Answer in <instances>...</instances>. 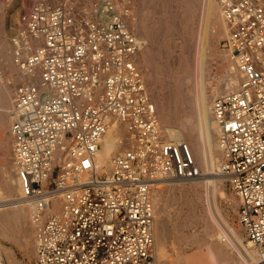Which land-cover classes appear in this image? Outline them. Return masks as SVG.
Listing matches in <instances>:
<instances>
[{
	"label": "built area",
	"instance_id": "obj_1",
	"mask_svg": "<svg viewBox=\"0 0 264 264\" xmlns=\"http://www.w3.org/2000/svg\"><path fill=\"white\" fill-rule=\"evenodd\" d=\"M219 1L239 77L211 102L220 171L264 255V0ZM137 20L134 0H36L12 26L8 134L36 264H158L155 182L202 176L161 124ZM115 122L125 147L101 172Z\"/></svg>",
	"mask_w": 264,
	"mask_h": 264
},
{
	"label": "rangeland",
	"instance_id": "obj_2",
	"mask_svg": "<svg viewBox=\"0 0 264 264\" xmlns=\"http://www.w3.org/2000/svg\"><path fill=\"white\" fill-rule=\"evenodd\" d=\"M35 1L0 0V41L4 38L10 46L9 57H0V77L4 82L12 85L13 98L18 80H13L17 68L12 58V26L17 22L21 12L29 9ZM134 1L138 20L144 21L145 16L151 18L150 35L137 32L143 40L140 62L147 73L149 87L158 110L161 102L170 109L183 112L193 110L194 103L191 97L198 93L200 86L212 102L215 92L218 91L216 88L229 78L231 73L229 66L233 62L231 56L226 59L225 54L229 52L223 50L222 46L227 34L219 35L217 24L212 25V42L205 50L207 61L201 79L202 84L200 83L197 77L202 47L199 31L205 20L202 0ZM183 1L195 6L192 25H188L189 19L185 18L186 15L181 11ZM166 40H169L168 47L163 45ZM184 61L189 62L192 69L182 78V87L176 89L175 75L182 71ZM184 96H188L186 100L183 99ZM159 116L161 124L170 135L172 130H181L182 126L177 121L167 123L161 115ZM7 122L6 125H0V204H2L0 252L4 264H36L29 213L26 205L19 204L15 200H20L21 192L13 166V151L8 134L9 115ZM215 129L214 127L216 134L214 133V138L210 142V148L217 152L220 147ZM171 137L180 139L178 136L171 135ZM221 160L222 155L217 157L212 165L196 161L202 170V176L198 179H162L155 182L158 209L156 224L158 264H182L187 256L199 251V248L202 249L205 243H214V240H218L226 248L230 254L231 264H264L261 263L262 255L249 244L247 234L239 221V200L221 174ZM106 169V166L102 167L103 171ZM17 210H24L18 221H16ZM229 226L233 228L230 231ZM220 230L227 232V238L216 239ZM159 247H163V250L161 249L163 255Z\"/></svg>",
	"mask_w": 264,
	"mask_h": 264
},
{
	"label": "bare ground",
	"instance_id": "obj_3",
	"mask_svg": "<svg viewBox=\"0 0 264 264\" xmlns=\"http://www.w3.org/2000/svg\"><path fill=\"white\" fill-rule=\"evenodd\" d=\"M163 1L167 2V0H163ZM202 2H203V10L202 11H203L205 20H204L203 25L200 27V31H199V35H200V39H201L200 43H201L202 47L200 50L201 57H200L198 71H197V77L200 80L201 84H202L201 79L203 78V75L205 72V65H206V61H207V56H206L207 53H205L207 51H205V50L211 45L210 43L212 42V37H213V35L211 33L212 25L217 24V27H218L217 32L219 33V35L227 34V26H226V22H225V19L223 16L220 1L219 0H202ZM194 7H195L194 4L187 3L185 1H183V3L181 4V11L183 14L186 15L185 18H188L189 22H190L188 25H192L191 22L193 20L192 15L194 12ZM144 16H145V14H144ZM144 18H145L144 21H143V19L141 20L140 17H139L140 20H137V23H136L137 31L140 34L150 35L149 34L150 33L149 26H150L151 18L149 16H145ZM163 45H164V47H168L169 46V40L164 41ZM9 50H10V46L8 44V41L3 38L0 41V57L1 56L7 57L9 55ZM223 53H225V51ZM225 55H226V59H227L230 56V53H226ZM225 55H223V56L225 57ZM5 57H3V58L5 59ZM3 61H5V60H3ZM229 67H230L229 69L231 71V73L229 74L230 76L220 86L218 85L219 87L216 88L218 91L215 92V96L221 92H225L228 89L237 87L239 84V77L235 74L234 64L230 63ZM191 69H192V65L189 62L184 61L182 71L175 75V79H176V87L175 88L176 89H178L181 86L182 78ZM3 80L0 77V125H6L8 123L7 122V116L9 115V109L13 103L12 102L13 101L12 85L7 84ZM185 95H187V94H185ZM186 97H188V96H184L183 99L186 100ZM195 100H196V102H195ZM191 101L194 103V109L192 108L193 110H190V111L184 110V112H183L180 110L170 109V108H167L163 102H161V105H160L158 112L160 113L159 115H161V117L164 118V120L167 123H170L172 121H177L178 123L181 124V126H182L181 130H172L171 135L172 136H178L180 139H176V140H180V141L184 140L191 145V148L193 150V153H194V156H195V159L197 162L204 163L207 165H209V164L212 165V162L217 157L222 155V152L220 150L219 151L217 150V152H214L210 148V142H212V140L214 138V133L216 132V131H214V127L216 128L215 130H217V134L219 132V128L215 124V122L212 118L211 100L207 96V94L205 93V90L203 89V87L200 86L198 88V93L191 97ZM119 126H120L119 123L115 122L113 129H116V131H113V129H111L106 134V136L103 140L102 148L100 149L99 154H98V156H99L98 157V165L101 169V172L103 171L102 167H104V166H106V168L109 167V163H110L111 158L113 157L114 154L118 153L117 151H118V149H120V146H122L120 151L125 147L123 142L121 141L122 136L124 135V130L122 128H120ZM169 135H170V133H169ZM171 135H170V137H171ZM172 139H174V138H172ZM209 177H212V176H209ZM210 182H211V179H210ZM213 184H214V182H213ZM15 200L17 201V203L23 204V203H21V200H18V199H15ZM1 205L2 204H0V206ZM23 213H24V210L23 211L22 210L16 211V221H18V218H20ZM232 229L233 228L229 226V231ZM227 236H228V234L226 231L220 230L216 239L227 238ZM236 236H237V233H236ZM222 242H223V240H222ZM225 242H226V240H225ZM248 242L251 246H253V244L251 243L250 240H248ZM246 247H247V245H246ZM162 248L163 247H161V248L159 247L160 250ZM199 249L200 250L195 252L194 254L187 256L182 261V264H231L230 254L227 252L226 248L218 240L217 241L214 240V243H205L204 247H202V249L201 248H199ZM161 251H160V254H161ZM162 255H163V251H162ZM261 255L263 257L262 258L263 260L261 263H263L264 262V255L263 254H261ZM157 261H158V258H157ZM0 264H4L1 252H0Z\"/></svg>",
	"mask_w": 264,
	"mask_h": 264
}]
</instances>
